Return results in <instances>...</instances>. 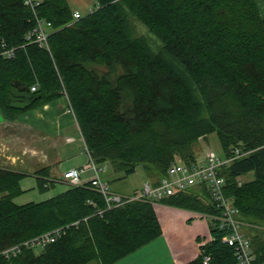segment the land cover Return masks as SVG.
Segmentation results:
<instances>
[{
	"label": "trees",
	"instance_id": "obj_1",
	"mask_svg": "<svg viewBox=\"0 0 264 264\" xmlns=\"http://www.w3.org/2000/svg\"><path fill=\"white\" fill-rule=\"evenodd\" d=\"M95 5V12L75 21L68 0H43L37 13L52 25L49 52L27 45L35 20L24 2L0 0V48L5 43L16 49L13 59L0 55V115L15 121L66 92L92 158L123 179L142 167L158 181L176 161L192 165L204 152L201 144L214 135L223 157L240 149L244 156L221 176L257 264H264V16L256 0H96ZM133 22L146 33L137 35ZM13 82L36 99L29 108L11 107ZM44 173L50 171L38 172ZM26 175L0 166V251L79 225L39 252L23 247L0 264H116L163 235L151 203L132 202L96 215L106 203L89 184L19 205L15 199ZM51 180L40 178V187L49 188ZM160 204L218 214L207 187ZM210 230L213 241L187 264H204L206 255L209 264H238L225 233L213 222Z\"/></svg>",
	"mask_w": 264,
	"mask_h": 264
},
{
	"label": "built area",
	"instance_id": "obj_2",
	"mask_svg": "<svg viewBox=\"0 0 264 264\" xmlns=\"http://www.w3.org/2000/svg\"><path fill=\"white\" fill-rule=\"evenodd\" d=\"M22 1L32 11L35 20L34 27L26 36L27 45L36 44L39 48L50 52L49 37L52 25L41 19L37 13L43 0ZM98 8V5L93 6L89 13L95 12ZM73 17L75 21H78L84 17V14L78 9H74ZM15 51V48L7 49L6 44L3 43L0 48V55L13 59L15 58ZM37 90V85L32 86L31 92L34 93ZM63 97L67 112L76 119L74 109L66 92ZM84 151L88 156L86 165L79 169L66 171L62 179L74 187H82L89 184L92 189L103 195L106 207L104 209H98L95 213L96 215L103 217L106 211L132 202H145L153 205L160 204V201L168 196L198 187H207L218 214L204 216L209 217L214 225L225 233L223 241L234 248V254L238 264H257V255L254 252L251 240L243 231L245 223L241 218L239 209L234 205L233 199L226 196L225 178L221 176V170L223 168L244 156L245 153L240 149H235L228 157L220 156L215 151L208 150L192 165H186L181 161H176L170 168L168 176L155 182L151 180L146 181L138 192L128 196L117 194L111 190L110 184L101 178V174L105 170L94 161L86 144ZM86 171L93 172V176L88 183H84L82 179V174ZM48 186H50V183H47ZM90 203L94 204V202ZM78 225L79 222H75L71 225L53 229L30 240L10 246L0 251V262L2 259L11 260L16 258L21 253L23 247L34 248L36 250L44 249L48 245L58 241L71 226ZM211 241H213V237L210 234L208 241L204 245ZM210 261L211 256L206 255L204 257V264H209Z\"/></svg>",
	"mask_w": 264,
	"mask_h": 264
},
{
	"label": "crops",
	"instance_id": "obj_3",
	"mask_svg": "<svg viewBox=\"0 0 264 264\" xmlns=\"http://www.w3.org/2000/svg\"><path fill=\"white\" fill-rule=\"evenodd\" d=\"M256 2L261 15L264 16V0H256ZM77 131L82 141L83 153L76 146L78 139L72 136ZM84 148L85 143L78 123L67 112L64 97L45 106L26 111L12 122L4 120L0 115V166L8 163L10 168L25 174H33L38 182L40 178L59 180L64 172L82 168L88 162ZM26 152L31 153V158H33L31 161L34 163L21 160V156ZM68 152L70 154L76 152L73 159L79 160L78 163L63 172H58V174L54 172L51 175V171L53 169L55 171L57 165L62 162L63 155ZM22 167L28 169V172L21 170ZM43 169L50 171V174L39 175L38 172ZM92 176V171L84 172L83 182L88 183ZM149 179L156 181L155 178ZM200 194L203 195L201 192ZM155 206L162 223L163 235L130 256H137L135 254H141L143 250L149 248L145 259L141 258L142 261L138 264H187L195 259L201 251V245L209 239L210 226L213 221L196 212L163 204ZM124 260L126 259L122 261Z\"/></svg>",
	"mask_w": 264,
	"mask_h": 264
},
{
	"label": "rangeland",
	"instance_id": "obj_4",
	"mask_svg": "<svg viewBox=\"0 0 264 264\" xmlns=\"http://www.w3.org/2000/svg\"><path fill=\"white\" fill-rule=\"evenodd\" d=\"M68 2L70 6L72 7V9H78L84 15L89 13L90 9L96 4V0H68ZM133 24L135 25L134 28H135L137 35H144L146 33V30L141 25L135 24L134 22ZM7 130H9L8 127H7ZM74 134L75 135H72V136L78 139V143H76V146L82 152L83 146H82L80 135L78 131L75 132ZM201 149H202L201 152L204 151L203 153H205L208 150H213L220 156L223 155L221 144L215 135L210 138L209 143L203 142L201 144ZM74 153L70 154L68 152L64 154L62 157V162L59 165H57L55 171L54 169L53 171H51L52 173L51 175H53L54 172H56V174H58V172H63V170L67 169L73 164H77L79 160L73 159ZM31 157H32L31 153L26 152L24 155L21 156V160L23 161L26 160V162L34 163L33 161H31L33 159ZM3 166L9 167L10 164L5 163L3 164ZM100 167L105 170L104 173L101 174V178L110 184L111 190L113 192L123 195V196L133 195L134 193L138 192L142 188L143 184L146 181H150L148 174L144 171L142 167H139L137 169V172L134 175L128 178H125V179L122 178L121 174L114 173L111 167L108 166L107 164L101 165ZM24 168L25 167H22L21 170L28 172V169H24ZM248 177L252 178V174H249ZM48 183H50L49 188L42 189L39 185L37 178L33 174L28 173L21 181V187H22L23 193L15 199V202L19 205L27 204L30 202L38 203V202L46 201L48 199L56 197L69 189V184L64 182L62 178H60L59 180H54L52 182L48 181ZM243 231L244 233L248 234L245 227H243ZM148 249L143 250L141 254H135L137 256H128L127 258H125L126 260L124 261H122L123 260L122 259L121 261L118 262V264H132V261H134L133 264H138L142 261L141 258L145 259L144 257L148 253ZM39 251L40 250H36V252H39Z\"/></svg>",
	"mask_w": 264,
	"mask_h": 264
},
{
	"label": "water",
	"instance_id": "obj_5",
	"mask_svg": "<svg viewBox=\"0 0 264 264\" xmlns=\"http://www.w3.org/2000/svg\"><path fill=\"white\" fill-rule=\"evenodd\" d=\"M27 87L20 82H13L11 86V107L18 110L29 108L34 99L33 95L27 91Z\"/></svg>",
	"mask_w": 264,
	"mask_h": 264
}]
</instances>
